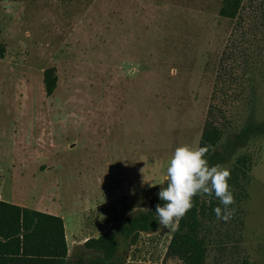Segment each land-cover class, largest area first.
Listing matches in <instances>:
<instances>
[{
    "label": "rangeland",
    "instance_id": "obj_1",
    "mask_svg": "<svg viewBox=\"0 0 264 264\" xmlns=\"http://www.w3.org/2000/svg\"><path fill=\"white\" fill-rule=\"evenodd\" d=\"M221 4L0 0V199L61 217L69 264H90L83 243L108 230L110 264H181L159 219L135 242L120 230L158 199L175 149L200 143L209 116L225 129L219 165L247 155L250 172L231 189L232 217L202 225L205 263L264 264V134L242 133L264 122V0H244L238 26Z\"/></svg>",
    "mask_w": 264,
    "mask_h": 264
},
{
    "label": "trees",
    "instance_id": "obj_2",
    "mask_svg": "<svg viewBox=\"0 0 264 264\" xmlns=\"http://www.w3.org/2000/svg\"><path fill=\"white\" fill-rule=\"evenodd\" d=\"M243 5L244 0H222L219 15L235 20L238 26ZM4 53L5 49L0 44V58H3ZM250 74L249 71L246 72L245 77ZM56 83L55 69L44 70L43 86L47 97L54 92ZM211 118L209 116L204 124L199 145L211 146L206 159L209 165H216L222 161L216 148L224 138L225 129ZM249 127H245L242 133L264 134V122L259 126ZM230 172L228 184L231 190L250 172L249 157L247 155L236 157ZM166 186L167 182L163 187ZM162 203L159 197L152 200L149 203V210L127 220L120 233L126 237L133 235L132 242H135L140 233L156 231L159 224L155 206ZM193 205L179 221L178 230L173 232L167 255L179 260L181 264H206L207 247L200 233L202 225L209 219L208 213L215 214L214 209L221 204L213 193L212 197L194 196ZM83 247L97 254L90 264H110L118 249L116 233L108 230L97 238H89L83 243ZM0 264H69L62 218L0 200ZM241 264L250 263L244 260Z\"/></svg>",
    "mask_w": 264,
    "mask_h": 264
},
{
    "label": "clouds",
    "instance_id": "obj_3",
    "mask_svg": "<svg viewBox=\"0 0 264 264\" xmlns=\"http://www.w3.org/2000/svg\"><path fill=\"white\" fill-rule=\"evenodd\" d=\"M211 146L182 144L178 146L166 168L167 186L161 187L158 197L162 204L155 206L159 224L165 229L178 230L179 221L191 210L194 196L215 197L221 207L214 209L217 219L229 220L235 203L228 180L230 169L223 165H209L206 155ZM149 210V209H145Z\"/></svg>",
    "mask_w": 264,
    "mask_h": 264
},
{
    "label": "crops",
    "instance_id": "obj_4",
    "mask_svg": "<svg viewBox=\"0 0 264 264\" xmlns=\"http://www.w3.org/2000/svg\"><path fill=\"white\" fill-rule=\"evenodd\" d=\"M1 200V199H0ZM52 215V214H51ZM56 216V215H55ZM63 220V219H62ZM64 223V222H63ZM65 230V228H64ZM65 239H66V244H67V247H68V237H67V234H66V231H65Z\"/></svg>",
    "mask_w": 264,
    "mask_h": 264
}]
</instances>
